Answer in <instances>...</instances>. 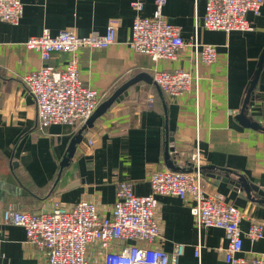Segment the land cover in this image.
<instances>
[{
	"label": "crops",
	"instance_id": "1",
	"mask_svg": "<svg viewBox=\"0 0 264 264\" xmlns=\"http://www.w3.org/2000/svg\"><path fill=\"white\" fill-rule=\"evenodd\" d=\"M132 1L21 0L23 12L16 24L0 20V213L9 204L35 212L85 199L107 214L115 200V180H131L136 194L150 192L147 176L153 168L166 167L168 139L169 156L185 169L188 151L199 146L201 187L243 211L242 231L249 218L264 221V202L257 200L264 196L254 190L249 196L237 184L240 176L264 193V62L245 108L246 118L263 128L245 126L237 117L264 49V0L259 14L247 13L250 30L229 32L200 28L205 0H166L163 14L180 27L184 40L198 28L199 41L216 46L218 59L210 64L195 60L189 49L176 59L158 61L132 50L127 42L134 17L151 16L156 6L154 0H139L142 9L136 10ZM110 21L117 22L115 42L106 48H80L79 77L83 85L104 93L99 105L126 86L81 131L61 165L82 124L39 127L34 98L22 77L41 65L64 67L71 53L52 51L42 59L23 42L44 30L53 36L62 29L79 35L102 33ZM176 68L196 73L198 83L170 97L156 85L153 72ZM175 148L184 151L179 159L170 154ZM158 200L163 249L172 253L176 243L184 245L176 264H226L222 228L198 230L181 199L160 195ZM0 236V264H47L45 252L26 241L22 226L0 223ZM198 244L200 257L194 255ZM242 247L264 254V237L253 242L244 237Z\"/></svg>",
	"mask_w": 264,
	"mask_h": 264
},
{
	"label": "built area",
	"instance_id": "2",
	"mask_svg": "<svg viewBox=\"0 0 264 264\" xmlns=\"http://www.w3.org/2000/svg\"><path fill=\"white\" fill-rule=\"evenodd\" d=\"M165 3L166 0H154L156 6L151 16L134 17L128 46L153 61L176 59L184 49L204 64L218 59L214 44L199 41L198 28L184 40L180 27L163 14ZM131 4L136 10L142 9L139 0ZM262 4L263 0H205L200 28L250 30L247 13L259 14ZM22 12L21 0H0L1 21L16 24ZM116 31L117 22L110 21L102 33L92 30L79 35L62 29L53 36L44 30L23 42L26 49L36 51L42 59L49 58L52 51L71 53L64 67L41 65L22 77L34 98L39 127L67 122L83 124L92 115L103 92L82 84L77 51L82 47H108L115 42ZM153 73L156 85L170 97L181 96L198 83L196 73L182 68L154 69ZM188 152L191 170L153 168L147 176V194L133 192L129 179L115 180V200L107 214L99 211L95 202L85 199L69 207L55 203L49 211L35 212L9 204L0 213V223L22 226L26 241L45 252L47 264H176L184 245L176 243L172 253L163 249L156 215L158 196L170 195L187 205L198 230L207 226L223 229L226 264H264V254L242 247L244 237L252 242L264 237V221L249 218L248 228L242 231L239 223L243 211L219 196L206 194L201 187L203 160L199 146L193 145ZM182 153L179 148L170 152L174 159ZM194 255L200 257V244L194 247Z\"/></svg>",
	"mask_w": 264,
	"mask_h": 264
},
{
	"label": "water",
	"instance_id": "3",
	"mask_svg": "<svg viewBox=\"0 0 264 264\" xmlns=\"http://www.w3.org/2000/svg\"><path fill=\"white\" fill-rule=\"evenodd\" d=\"M264 62V49H263V52L258 60V63H257V69L255 70L254 72V77L251 78L250 82H249V87H248V91H247V95L244 99V103H243V106H242V109L239 110V114H237V117H238V120L245 126H248V127H253V128H263L261 127V125L259 123H257L256 121H252L248 118H246L245 116V108L247 106V103H248V98H249V94H251V90L253 89L254 85H255V82L257 81V77H258V74H259V71L261 69V66H262V63ZM126 86V85H125ZM123 86V87H125ZM123 87L121 89H119V91H117V93H115L114 95L110 96L108 99H106L105 101H103V103H101L99 106H97V108L94 110V112L92 113V115L82 124L81 126V129L77 132V134L72 138L71 140V143H70V147L68 149V153H67V156L63 158V161L61 162V165H64L67 161V158L68 156H70L74 150V147H75V143H77V141H79L80 137H81V131L83 129H85L86 127L88 126H91L94 122V120L99 116L101 115L107 107H109L111 105V103L115 100L116 96L119 94V92L123 91ZM168 140V139H167ZM165 142V150H164V158H165V163H166V167L170 168V169H173V170H191V169H185L183 167H179V166H176L174 161L171 159V157L169 156V150H168V142L167 141ZM204 166H202L201 168H203ZM239 181L237 184L241 185L245 191L248 193V195L250 196V191L251 190H254L257 192V194H259L260 196H264V193L259 190L257 188L256 185H253L249 182L246 181V179H244L243 177H240L239 176ZM259 201H262L264 202V198H260V199H257Z\"/></svg>",
	"mask_w": 264,
	"mask_h": 264
},
{
	"label": "trees",
	"instance_id": "4",
	"mask_svg": "<svg viewBox=\"0 0 264 264\" xmlns=\"http://www.w3.org/2000/svg\"><path fill=\"white\" fill-rule=\"evenodd\" d=\"M103 96H104V93H103Z\"/></svg>",
	"mask_w": 264,
	"mask_h": 264
}]
</instances>
